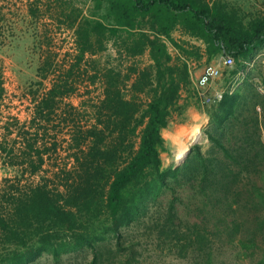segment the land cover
<instances>
[{
    "label": "trees",
    "instance_id": "1",
    "mask_svg": "<svg viewBox=\"0 0 264 264\" xmlns=\"http://www.w3.org/2000/svg\"><path fill=\"white\" fill-rule=\"evenodd\" d=\"M92 1L99 19L79 24L82 52L91 50V35L101 44L106 32L114 35L120 28H134L146 17L157 33L166 36L180 25L204 42L209 58L222 54L239 62L264 46V13L247 17L219 0ZM103 1L106 13L99 15ZM144 42L155 50L156 87L146 67L139 71L133 88L142 92L148 86L152 95L145 101L124 99V79L130 70L136 71L135 65L126 66L125 73L105 68L104 98L93 107L94 123H74L69 144L74 162L64 174V191L51 192L43 181L16 196L8 195L6 212L1 206L0 239L10 247L0 255V264H30L43 254L58 264L64 254L86 252L90 258L85 264H143L136 235L131 234L136 228L181 257L194 255L199 264H214L213 251L220 244L242 242L243 248L254 247L256 230H264V143L256 102L244 93L225 91L209 111L210 150L204 153L194 144L181 165L161 169L160 131L168 124L169 107L176 104L188 70L182 63L171 68L168 77L160 68L164 50L144 32L126 47V56L142 51ZM82 56L79 53L78 59ZM75 66L59 75L38 101V121L48 120L61 96L73 90L70 79L80 74ZM116 75L122 76L121 86ZM2 90L0 82V94ZM75 111L69 105L64 113ZM5 128L9 130L8 125ZM24 132L20 153L31 158L28 166L35 172L43 152L56 142L36 147L38 133L26 136ZM112 134L114 141L106 143ZM137 136L134 149L132 140ZM2 150L8 157L12 154L11 148ZM187 150L175 160L180 162ZM252 208L257 210L250 213Z\"/></svg>",
    "mask_w": 264,
    "mask_h": 264
},
{
    "label": "rangeland",
    "instance_id": "2",
    "mask_svg": "<svg viewBox=\"0 0 264 264\" xmlns=\"http://www.w3.org/2000/svg\"><path fill=\"white\" fill-rule=\"evenodd\" d=\"M258 1L259 0H252L249 12H246V10L242 9V7L233 3L231 0H224V3L228 6L237 8L241 14L249 17L264 13V6L262 7ZM105 5L106 1H103V5L99 10V15L106 13ZM92 6L93 4L86 9V13L90 11ZM48 7L49 10H47V7L37 6V8L40 9L38 12L40 19L43 21L41 23H44L45 27L42 30L48 32L47 38L43 40L46 50H48L49 53L47 52V56L42 54L44 58L46 56L51 59V65H49L48 69L44 71H40L39 69H12L8 64L2 63L0 65V82H3L5 87L3 96L0 99V211L3 209V211H7L6 208L9 203L8 195L16 196L23 193L31 186L43 181L47 183L48 189H50L51 192H56V190L63 192L64 187L62 182L64 181V174L73 168V150L69 148L68 143L70 140L67 141L70 136L68 131L72 125L71 121H68V124L65 122L58 124L62 129H60L57 134L53 135V133H50L43 135V137L37 136L38 140L35 144L36 147L41 146L42 143H45L46 146L49 147L52 141L50 137H53L57 143L56 146L50 147V149L46 151L47 153L43 152V161H45V163L43 167L39 168L40 172H38L37 175H27L30 173V167L28 165L19 167V165L31 159L20 153L24 147L22 144V137L25 134L24 131H29L24 128L28 122V119L24 118L26 116V109L29 105L32 106L29 98L37 97L40 94L39 91L42 85H45V81L48 82L50 80L49 77L51 79H56L58 75H60V77L63 75L61 71L68 67L67 61L70 58L69 55L71 56L72 53H75L74 51L77 50V45H79V40L75 33L76 28L69 27L66 21L61 22L55 20L56 16H50V13H57V7L54 5H49ZM15 10L21 11L19 6H11L9 2L0 4L1 46H8L16 32L19 23L15 24V21L12 20V17L17 15L18 12ZM178 27L180 26L178 25ZM138 28L141 29L139 32L146 33L149 39L155 42V47L158 46L164 50L165 54L160 57V68L168 74V77H171V75H169L171 68L179 66L182 63L187 67L183 59L193 62L195 65L191 72L188 71L185 82L182 81L178 100L174 106L169 107L170 118L168 124L164 127L165 130L163 129V132L161 131L163 135V143L159 147L161 169L165 170L170 167L174 168L181 165L194 144L200 146L204 153L210 150L212 144L206 135L210 124L209 111L211 107L219 101L217 100V96L220 92L238 91L244 93V95L252 98V100L256 102L255 110L258 114V132L260 134V139L264 143V46L259 48L250 59L240 60L239 62L233 61L231 66H224L221 64L223 58L222 54H216L209 58L206 54H198L199 56H196L191 50H180L170 39L168 40L165 36L157 33L156 28L151 26L148 18H144L141 25H138ZM91 41L94 48L99 52L93 57L86 58L85 61L82 60L83 63L80 69H84L82 71L83 73L81 72L80 75H74V77H71L74 78L73 82L70 81L75 95L71 94V97L66 99V103L73 105V103H77L79 99H87L89 101L87 103L89 107L88 113L93 120L95 116V109H93V107L99 105L104 98L105 68L109 70L113 69L111 71H123V73H125L124 67H126V65L131 66L128 63L131 59H128L126 56L125 51L127 48H125L126 46H124L122 40L115 43L114 40L103 38L101 44H99L94 36L91 38ZM100 45L101 48L99 47ZM145 50L142 61L148 62L151 60L150 65L152 68H149V70L151 71L153 81L152 86L156 87L157 79L154 77L156 65L152 56L155 50L152 49V44H149ZM33 56L37 57L38 55ZM53 62L54 64L52 65ZM207 63L219 64L221 73L208 86L203 88L197 87L195 83L196 78L203 65ZM96 65L99 66L97 70H95ZM105 65L107 67H105ZM130 72L134 71L130 70ZM116 76L118 77V75ZM120 77L122 76L118 77L117 85L121 86L123 79L121 81ZM124 80L126 84L127 79L125 78ZM144 88L145 90L142 91L141 98H139V95H132L131 98L133 97L139 101L147 100L152 95L153 91L149 90L148 86ZM87 89H89L90 92H88L89 90ZM121 92L124 95L128 94V92H124L123 90ZM67 110H70V108L67 107ZM104 111L103 109V112ZM247 111L245 113H247ZM82 113L83 112H79L78 116H81ZM83 115H87V113L84 112ZM75 117L76 116L73 117V120L76 119ZM19 121L20 123H18ZM83 121H86V118H83ZM5 125L9 126V130L5 128ZM142 127L143 125L138 127V133H140ZM66 128L68 130H66ZM28 133L29 135L26 134V136L32 135L33 132L31 131ZM168 137L172 139V143L167 142L166 139ZM112 141H114V134L111 136L108 135L106 138V143ZM132 141L134 143V149H136L139 137H135ZM2 147L6 149L11 148L12 154L9 157L6 156ZM186 149H188L187 154L180 162H177L175 158L181 159ZM125 155L126 152L124 151L123 156ZM32 159H34L33 155ZM119 163H121V161ZM1 206L3 209H1ZM256 210L255 208H252V210L248 209L250 213ZM245 227L248 228L250 225L246 224ZM133 231H135V233L131 232V234L137 236H135V241L137 243L138 252L141 253L143 264H199L195 261L194 255L192 254H189L187 257H181L177 250L169 249L167 244L164 246L163 243H155L152 237L142 234L144 231L142 228H136ZM234 239L236 241L238 236H235ZM254 239V247L250 248H243L242 242L238 243L235 241V243L230 245L220 244L213 251L214 264H264V230H260V227H258ZM9 247L8 244H5L0 239V255L5 253ZM89 258L90 254L88 252L82 254L69 253L62 255L58 264H85ZM52 260L50 255L43 254L39 256L35 262L30 264H56L53 263ZM201 263L205 264L203 261H201Z\"/></svg>",
    "mask_w": 264,
    "mask_h": 264
},
{
    "label": "crops",
    "instance_id": "3",
    "mask_svg": "<svg viewBox=\"0 0 264 264\" xmlns=\"http://www.w3.org/2000/svg\"><path fill=\"white\" fill-rule=\"evenodd\" d=\"M206 1L212 2L213 0H206ZM219 1L224 2V0H219ZM226 1H230V0H226ZM231 1L233 3H236L238 6L242 7V9L246 10V12H249V10L251 8L250 4H251L252 0H231ZM7 2H9V4L11 6H16V7L19 6L21 9V11L15 10V11H18L17 15L12 17V20L15 21V24L19 23L17 25L14 37L12 38V40L10 41L8 46H1L0 45V65L2 63L8 64L9 67L12 69L13 68H15V69H18V68L19 69H26V70H30V69L37 70V69H39L40 71H44V70L48 69L49 65H51L50 57H46L47 54L49 53V51L46 50V46L44 45L45 43L43 40L44 38H47L48 32L42 30L45 27H44V23H41L43 21L40 19V16L38 13L40 11V9H38L37 6L47 7V10H49V7H48L49 5L56 6L58 9L57 13H50V16L55 15L56 16L55 20H58L61 22L66 21V24L69 27L76 28L75 33H76L77 38H78L77 29H78L79 24L82 25V23L85 19H87V21L99 19L96 14H93V9H94L93 6H92V8H90V11L88 13H86V9L91 4L94 3L92 0H0V4H4ZM258 2H260L262 7L264 6L262 4V0H259ZM246 8H249V9H246ZM19 19H21V20H19ZM105 23H106V25L109 26L111 22L108 21ZM141 23H142V19L140 20V23L136 22V25L134 28H131V29H121L120 28L119 31H117V33L114 35H112L109 32H106L105 39L114 40L115 43L122 40V42H124V46H126V47L131 46L133 41L135 39L139 38V33H140L139 31L141 29L138 28V25L139 24L141 25ZM160 35L165 36V38L168 40L170 39L171 42L180 50H183V51L191 50L196 54V56H199L198 54H206L208 57L204 42L201 39L196 38V37L191 36L188 33H186L182 29L181 26L178 27V24L175 25L170 30L168 36H166L164 34H160ZM94 36L95 35H91V38ZM148 45H149L148 42H146V44L144 42L142 51L135 53L133 56L129 55L130 57L128 59H131L130 61L128 60L129 65H135L137 68H136L135 72H130V74L127 77L126 84H124V87L122 86V88H123L122 90L124 92H128L127 95H124L122 93L124 99H131L132 95H139V98H141L140 96H141V93H143V92H141L139 90H135L133 88V84H134L135 80L137 79V76H138V73L140 70L145 69L147 66L149 68H152V66L150 65L151 60H149L148 62L142 61V57L145 54V51H146L145 49L148 47ZM80 47H81V45L79 43V45H77V50L74 51L75 53H72L71 56L69 55L70 58L67 61L68 67L63 69V71H61V73L63 75L67 71V69H69L74 63L77 64V66H75V69H78L80 71V74H81V72L84 70V69L83 70L80 69L81 65L83 63L82 60L85 61L86 58L93 57V56L97 55V52H99L96 48H94V45L92 46L91 50L86 49V50H83V52L80 51L81 50ZM100 52H102V51H100ZM79 53H83V56L80 59H78ZM42 54L46 55L45 58ZM7 55H8V58H7ZM33 55H38V56L35 57ZM76 57H77V59H76ZM53 64H54V62L52 63V65ZM97 67L99 68V66L96 65L95 70L98 69ZM105 67H107V66L105 65ZM124 69H125V67H124ZM126 69H127V67H126ZM126 69H125V72H126ZM63 75H61V77ZM58 76L56 77V79H51L49 77L50 80L48 82L45 81V85H42V87L39 91L40 94L37 97L29 98L30 102L32 103V106L29 105V107L26 109V114H25L26 116L24 118L28 119L27 120L28 122L24 128L29 130V131L26 130V132H27L26 134H28V135H29L28 132L32 131L33 133L37 132L38 136L41 135L40 137H43V135H47L50 133H53V135L57 134V132L60 129H62V127H59L58 124L64 123V122L66 124H68V121H71L72 125L68 131L70 133V136L67 139V141L70 140L68 143V144H70L71 143V137H72L71 136L72 130L74 129V123L76 125H79L78 122H80L82 124H85L86 126H90L92 123H94V119L92 120L90 118L91 115H89V113H88L89 107H88L87 103L89 101L87 99H79V101H77V103L76 102L73 103V105L67 104L66 99L68 97L70 98L71 94L75 93V92H73L74 90H72L68 94H64L63 96H61V98L58 102L57 108H55V110H53L49 114L50 118H48V120H46L45 118H41L40 121H38L37 116L35 115L36 106H37L36 104L38 103V101L43 96H45L47 94L49 89H51V87L55 84ZM73 80H74V78L70 79V81H72V82H73ZM92 83H93V80H92ZM1 86L3 87V90L0 94V99L2 98L3 93L5 91V87H4L3 82H1ZM105 86L106 85L104 83V88H105ZM87 90H89V89H87ZM32 92H35V91H32ZM88 92H90V90ZM64 105L72 106L73 110H76L75 114L71 115L69 113H64V110L66 108V106L64 107ZM79 112H83L81 114V116H78ZM84 112H86L87 115H83ZM74 116H76L75 120H73ZM63 118H66V120L64 121ZM83 118H86V121H83ZM68 119H72V120H68ZM61 120H63V121H61ZM18 123H20V121ZM163 129L165 130V128H162L161 131ZM66 130H68V129L66 128ZM162 132H161V135H162ZM162 137H163V135H162ZM50 138H51V140H55V139H53V137H50ZM166 140L168 143H172V139L170 137H168ZM55 142H56V140H55ZM69 148H71V147L69 146ZM42 159L44 160L43 155H42ZM43 160H42L40 167H43V164L45 163V161H43ZM27 165H29V163H28V161L27 162L25 161L23 164L19 165V167L27 166ZM39 168L35 172L30 171V173H28L27 175H29V176L37 175V173L40 172Z\"/></svg>",
    "mask_w": 264,
    "mask_h": 264
},
{
    "label": "built area",
    "instance_id": "4",
    "mask_svg": "<svg viewBox=\"0 0 264 264\" xmlns=\"http://www.w3.org/2000/svg\"><path fill=\"white\" fill-rule=\"evenodd\" d=\"M183 60H185L187 64L188 71L191 72L194 69L195 66L194 63L189 62L186 59ZM233 61L234 60L232 59L231 56L223 55L221 64L224 66H231ZM220 73H221V68L219 64L207 63L203 65L199 75L196 78V82H195L196 86L200 88L208 86L214 79H216L220 75ZM222 94H223L222 92H220V94L218 93L217 100L221 99Z\"/></svg>",
    "mask_w": 264,
    "mask_h": 264
},
{
    "label": "water",
    "instance_id": "5",
    "mask_svg": "<svg viewBox=\"0 0 264 264\" xmlns=\"http://www.w3.org/2000/svg\"><path fill=\"white\" fill-rule=\"evenodd\" d=\"M187 154V153H186Z\"/></svg>",
    "mask_w": 264,
    "mask_h": 264
}]
</instances>
